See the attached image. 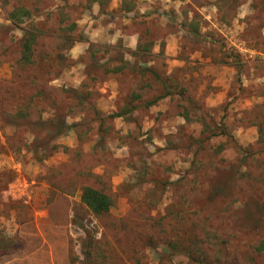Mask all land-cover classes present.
<instances>
[{
  "label": "rangeland",
  "instance_id": "obj_1",
  "mask_svg": "<svg viewBox=\"0 0 264 264\" xmlns=\"http://www.w3.org/2000/svg\"><path fill=\"white\" fill-rule=\"evenodd\" d=\"M93 1L0 0V264H264V59L188 36L185 9L111 43ZM195 47L242 63L188 67Z\"/></svg>",
  "mask_w": 264,
  "mask_h": 264
},
{
  "label": "crops",
  "instance_id": "obj_2",
  "mask_svg": "<svg viewBox=\"0 0 264 264\" xmlns=\"http://www.w3.org/2000/svg\"><path fill=\"white\" fill-rule=\"evenodd\" d=\"M100 2V0H94L92 5L94 14H98L104 8L103 12H100V24L96 31L102 34L107 32L111 43L122 39L125 47L128 45L134 50L137 49L138 33H127V29L119 21L120 16L126 18L127 15L134 16L136 14L141 16L140 19H147L148 16L158 15L166 8H175L182 17V11L185 9L188 15L185 14L183 17H186L184 22L188 36L192 38L201 36L205 43L213 44L217 42V37L215 39L214 36H211V27L215 26L219 29L218 36L224 44V50L229 51L228 53L233 51L234 55L240 59L241 57L264 59V0H106L108 2L106 6ZM196 10L201 13V17L199 16L200 18L197 19H195L196 16L194 18ZM222 10H233V12L232 15H227ZM215 13L219 17L213 18L212 14ZM257 15L260 18L259 21ZM103 16H112V19L104 23ZM123 23L126 25L127 21ZM256 24L259 27L260 35L248 34L247 30H253ZM178 33H171L165 37V41H167L166 53L172 56L174 65L183 66L186 60L180 57L183 47H180L179 44L183 35ZM188 55L190 58H188V67L201 63L199 70L203 72H209L213 65L217 67L219 73L237 72L242 63V60L235 62L229 57L224 62L213 64L211 57L197 47L189 49ZM251 69L254 70V67L251 66ZM219 92H221L219 96H223L226 89Z\"/></svg>",
  "mask_w": 264,
  "mask_h": 264
},
{
  "label": "trees",
  "instance_id": "obj_3",
  "mask_svg": "<svg viewBox=\"0 0 264 264\" xmlns=\"http://www.w3.org/2000/svg\"><path fill=\"white\" fill-rule=\"evenodd\" d=\"M82 201L95 213L107 212L112 205L107 194L90 186L83 189Z\"/></svg>",
  "mask_w": 264,
  "mask_h": 264
}]
</instances>
